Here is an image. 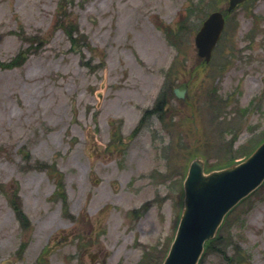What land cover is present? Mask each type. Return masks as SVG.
Wrapping results in <instances>:
<instances>
[{
	"label": "rangeland",
	"instance_id": "1",
	"mask_svg": "<svg viewBox=\"0 0 264 264\" xmlns=\"http://www.w3.org/2000/svg\"><path fill=\"white\" fill-rule=\"evenodd\" d=\"M58 1L0 0V62L28 50L21 67L0 69V261L161 264L193 157L219 167L264 137V0L231 15L209 64L195 28L228 0H66L60 23ZM64 25L87 45L72 49ZM164 80L166 110L138 123ZM181 83L183 100L171 92ZM50 162L67 206L50 201L40 168ZM14 190L28 227L10 207ZM219 236L240 253L233 264H264V184ZM199 264L225 262L210 251Z\"/></svg>",
	"mask_w": 264,
	"mask_h": 264
},
{
	"label": "water",
	"instance_id": "2",
	"mask_svg": "<svg viewBox=\"0 0 264 264\" xmlns=\"http://www.w3.org/2000/svg\"><path fill=\"white\" fill-rule=\"evenodd\" d=\"M243 0H230L231 11ZM223 17L212 13L195 37L198 54L208 61L223 29ZM184 86L175 90L183 96ZM264 180V142L243 163L204 175L198 161L190 164L183 184V211L173 243L163 264H197L204 243L212 239L224 216ZM0 264H14L4 260Z\"/></svg>",
	"mask_w": 264,
	"mask_h": 264
},
{
	"label": "trees",
	"instance_id": "3",
	"mask_svg": "<svg viewBox=\"0 0 264 264\" xmlns=\"http://www.w3.org/2000/svg\"><path fill=\"white\" fill-rule=\"evenodd\" d=\"M73 31H74L73 28H70V30H68V33L67 34H68L69 38H71V35H72V32ZM72 45H73V43H72ZM159 100H158L159 101V106L157 107V109H158L159 112H162L164 110V103L166 101L164 95H162V97ZM239 156H242V155H239ZM56 178L58 179V176H56ZM57 185L60 188L62 187L61 182L60 183L58 182ZM63 200H64V197H63ZM11 206L13 207L14 211L16 212L17 218H18V220H20V222L22 223V225L25 226V227H28V221H27L26 217L23 215V213L21 211V204H20V202L15 201L13 199L11 201ZM220 238L221 237L218 236V238H215L214 240L207 242V244H206V251H211V252H216V253L222 252L223 253V256H224L225 263L226 264H233V261L235 259H237L238 257H236L235 259H231V258L226 257L227 249L228 248H232L233 246L232 245H229V244L228 245L227 244H224L223 246H221L222 245V240ZM220 247H222V250L220 249ZM234 264H236V262Z\"/></svg>",
	"mask_w": 264,
	"mask_h": 264
}]
</instances>
